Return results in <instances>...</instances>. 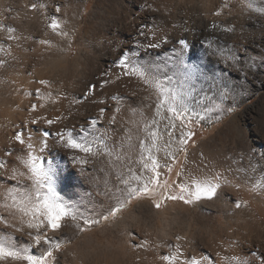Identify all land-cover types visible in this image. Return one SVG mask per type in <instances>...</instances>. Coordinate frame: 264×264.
Returning <instances> with one entry per match:
<instances>
[{"label":"bare ground","instance_id":"1","mask_svg":"<svg viewBox=\"0 0 264 264\" xmlns=\"http://www.w3.org/2000/svg\"><path fill=\"white\" fill-rule=\"evenodd\" d=\"M53 1L51 0V2ZM126 2L127 12L133 13L130 22L127 21L129 17H122L123 19H117L107 25L104 28L105 44L96 42L92 46L89 44H92L90 40L89 43L85 41L88 46H91V51L87 56H84L82 53H85L86 50L80 47L78 38L82 23L79 18L86 8V0H57L54 4H46L43 0H0V62H2L0 63V160L8 162L9 165L7 170H0V172H4L5 176L10 174L12 167L24 171L16 159L17 155L23 154L21 146L14 140V136L18 131H22L25 137L30 133L34 144H37L40 139L38 130L47 129L51 132L50 128L52 126L49 128L43 121L32 124L31 120L34 118L40 116L49 119L61 117L58 125L65 126L68 124L69 129L76 133L87 125V121L91 120L90 117L93 119L98 117L99 113L97 114V112L100 108H106L103 119L99 121L102 126L106 127L107 130L111 128V125L116 126L121 132L120 137H123L125 132L131 128L132 125L128 122L130 119L127 114L122 112V116L118 117L115 109L117 104L121 105L130 115L131 108L135 106V104L133 106L135 102L132 99V93L136 90L132 92L134 88L133 86L131 88L129 77L123 76L119 82H116L114 78L112 79V75L114 77L116 75L115 71L119 70L115 67V63L122 57V54L128 55L131 52L135 30L144 29L145 21L153 20L154 17L147 5L143 6L137 0H126ZM33 4L37 5L36 9L31 8ZM40 5H44V7H40ZM204 5L201 6L204 7ZM57 7L60 9L59 12H56ZM232 11L227 10L226 13L221 12L220 14L223 18H228L233 14L235 17L236 11ZM204 12H207V10ZM71 15L76 19L74 23L71 21L73 20ZM159 17L161 16L159 15ZM53 18L60 21L61 30L68 32L67 37L56 35L48 27ZM214 24L219 27L213 28L212 25ZM198 26L199 33L203 35L210 32L213 34L221 27L216 21L215 23H200ZM8 28H12L14 31L9 33ZM9 36L13 38L9 39ZM40 40H47L50 45L41 44L39 43ZM85 45L87 44L83 46ZM75 48H78L79 51H77L76 57H72ZM160 51L153 56V59L159 57L157 59L158 63L166 59L165 51ZM198 51L197 49L194 50L203 63L214 64L218 72H226V74L234 76V73L229 70V63L227 62L230 60L237 61L239 51L231 53L224 49L220 53L216 51L218 54L215 55L205 50L200 51V53ZM232 57L236 59H232ZM105 73H108V75H104ZM110 78L111 81H109ZM40 81H46L47 84H41ZM70 81L72 82V88H69ZM105 81L109 82L104 83ZM91 84L95 86V91L88 97L95 99L99 96V98H96L97 101L103 99L106 103L93 105L89 101H80V97H85ZM101 84H103V87H101ZM235 88L237 89V86ZM232 90L230 91L231 95L229 94L223 101L226 106H231L236 100V95L234 98V90ZM37 92L41 97L39 99L37 98ZM113 96L121 98L119 103L112 100ZM67 100L73 104L75 110L78 108L79 111L78 113L74 112V117H70L69 120L66 119V112H68L65 109ZM33 104L37 105L35 112L31 111ZM141 104L144 106V102ZM40 105H43V107H40ZM146 107L144 106V108ZM55 109L57 115H54ZM139 109L142 110L141 107ZM251 110L252 108H247V114H252ZM146 111L148 112V110ZM113 115L116 116V123L109 124L108 121ZM51 129L56 131V125ZM111 138L113 140L112 136ZM258 144L259 146L264 144L262 139H258ZM9 150L13 151L14 155L6 156L5 152ZM63 152L57 149L56 154L52 155L48 151L45 155L48 160H50V157H54L52 159L60 161L65 158ZM255 153L256 157L250 156L252 160H249V164L253 165V170L257 174L255 176L260 177L258 179V182L261 183L260 190L254 192L251 190L249 179L252 176L246 172L242 175V189L236 188L231 182V175L234 176V174L226 175L221 180L216 181L213 178L214 162L206 161L202 151L195 150L193 158L188 159L182 167L185 172L184 177H177L180 178V181L187 180L189 175L195 178L207 177L213 179L214 182L220 185L216 197L212 200H201L195 204H185L182 201L164 200L161 196L159 201L161 204L160 210L155 207L156 202H153L151 207L146 208V210H143L144 208L135 209L117 224H109L112 217H109L107 221L101 220L100 224L91 226L99 228L97 233L87 236L83 243L74 244L66 251L57 253L55 264H143V261L151 255L155 259V261L152 260L154 261L153 264H163L164 261L161 257L171 254L177 247L183 252V259L207 257V260H202V264H211L212 261L215 264H228L226 259L228 257L247 260L249 264H264V149L259 148ZM247 156L249 157V155ZM69 166L68 168L61 166L65 170L57 181L56 187L59 194L66 200L77 203L80 210L88 218L99 219L102 215H106L115 206L116 200L114 196L101 195V188L106 185V182L107 186L114 187L115 174L112 170L106 168L107 170L104 171L105 174L101 176V179H87L84 178L85 175L84 177L76 175L78 174L76 167L75 170L72 166ZM100 173L103 172L100 171ZM88 175L90 174H86V176ZM23 182L27 183V181ZM16 185V181L5 180L4 177H0V202H3V194L7 188ZM237 204H239V207H237ZM0 215H5L10 221L12 220V217L8 216L7 211L3 208H0ZM147 217L150 224L145 229L146 226L143 223ZM202 220L212 221L210 229L209 227L206 228L209 229V241L205 237L202 226L200 227ZM80 223L83 226L82 222ZM71 224L75 225L76 222L65 221L61 231L55 234V238L60 240L62 246L69 243L76 232L79 234L84 233V231L81 232L78 229L75 231ZM0 230L12 231L11 229H4L3 225H0ZM27 231L25 229V232ZM14 235L18 241L28 242L26 235L21 233H14ZM49 235L51 236L52 233ZM108 236L112 237L113 240L114 238L118 239V241L116 240L118 244L105 246L104 243L99 242L98 237L107 240ZM177 237L180 239H177ZM145 240L147 244L144 247H149L147 246L149 243L152 245L153 252L149 251L151 254L147 252V249L138 247ZM33 252L39 254V250L36 248H33ZM0 264H22V262L8 260L0 262Z\"/></svg>","mask_w":264,"mask_h":264},{"label":"snow or ice","instance_id":"2","mask_svg":"<svg viewBox=\"0 0 264 264\" xmlns=\"http://www.w3.org/2000/svg\"><path fill=\"white\" fill-rule=\"evenodd\" d=\"M244 2L251 11L264 15V6L258 5L257 0H244ZM31 8L36 9L37 5L33 4ZM59 11L57 7L56 12ZM216 15L220 13L217 12ZM48 27L58 36H68V32L61 30L62 25L57 19H51ZM212 27L219 26L214 24ZM13 31L14 29L8 28L9 33ZM224 31L231 32L234 29L225 28ZM139 34L146 35L143 29L139 30ZM12 38L9 36V39ZM39 43L50 45L47 40H40ZM169 43L167 37L157 40L153 33V39L150 42L141 43L138 40L136 42L138 51L132 52L131 55L122 54L115 63V67L121 69V73L116 75V80L121 79V76L134 77L155 95L153 116L146 118L141 112L139 121H131L138 132L144 133L143 136L134 135L129 129L118 143L109 144L111 137L108 131H101L97 127L105 115L106 108H100L98 117L87 121V126L81 128L76 135H73L72 130L55 132L38 130L40 139L37 144H34L30 133L27 137L22 131L15 134L14 140L23 150V154L17 155L16 159L24 171L12 167L9 175L5 176L4 172H0V177H4L5 180L17 182L16 186L7 188L3 194V202H0V208L5 209L8 216L12 217L10 221L5 215H0V225H3L4 229L12 230H0V262L11 260L20 261L22 264H55V253L62 247L60 240L55 238V234L61 231L65 221L76 222L75 227L82 232L86 228L100 224L101 220L107 221L109 217H116L124 206L118 199L117 205L99 219L86 217L77 203L66 200L57 191V181L65 169L61 167L59 161L46 158L45 154L53 148L68 153L66 159L71 161L74 167L79 166L80 175L85 174V166L90 163L89 158L101 155L108 157V164L118 182L114 195L122 193L129 200L144 195L152 196L158 188L162 190L160 194L164 200H180L185 204L212 200L217 196L219 183L207 177L195 178L189 175L187 180L174 182V187L179 190L178 193L170 192L168 182L160 179L161 169L171 173L173 164L180 153H184L185 159L187 158V144L194 135L190 130H185L190 123L193 121L199 123L205 119L211 122L209 114L213 112L236 111L235 108L223 107V101L229 95L226 86L222 87L215 97L197 95V83L206 74L201 70L200 64L192 62L194 53H190L192 46L186 39L182 38L177 42L179 47L173 44L171 55L165 52L166 59L162 63L157 62L158 56L153 59L162 45ZM141 53L145 54L144 57H141ZM232 59L236 58L232 57ZM40 83L47 84L46 81H40ZM94 91L95 86H90L84 99H87ZM37 98H41L39 92H37ZM120 99L117 96L112 97V100L118 103ZM93 103L104 104L106 101L93 100ZM36 109L37 105L33 104L31 111L35 112ZM119 111L118 106L115 112ZM60 119L61 117L49 119L40 116L32 119L31 123L37 124L43 121L50 128ZM108 122L115 124L116 116L113 115ZM134 140L138 141V144L134 143ZM161 152L164 153L163 164L158 158ZM133 153L136 154L135 158ZM5 155L12 156L14 153L9 150L5 152ZM134 165L138 166V170ZM8 167V162L0 160V170H7ZM184 175L183 169L177 173L178 177H184ZM214 179L219 180V176L217 175ZM108 191L112 189L108 188ZM155 207L159 209L161 204L156 203ZM25 229L28 231L25 232ZM14 233L26 235L28 242L18 241ZM49 233L52 235L50 236ZM177 239L180 238L177 237ZM146 244V240L142 241L138 247H144ZM33 248L38 249L39 254L33 252ZM182 257L183 252L177 247L174 252L162 256L161 259L166 264H202V260L208 259L207 257L200 259L196 257L183 259ZM226 259L228 264H249L247 260L237 257ZM211 264L215 262L212 261Z\"/></svg>","mask_w":264,"mask_h":264},{"label":"rangeland","instance_id":"3","mask_svg":"<svg viewBox=\"0 0 264 264\" xmlns=\"http://www.w3.org/2000/svg\"><path fill=\"white\" fill-rule=\"evenodd\" d=\"M43 1L46 4H48V3L54 4V2L55 3L57 2V0H55V1L52 0L53 2H51V0H43ZM137 1L139 4L141 3L143 6L147 5V8L149 7L148 9L153 14L154 19L153 20L150 19V20L145 21V25L143 26V28H144L143 30L146 33L145 36H141L139 34L138 29L135 30L133 37L136 40L134 39V42L132 43L131 52L128 53V55H131L132 52H134V51H138V49L136 48V42L138 40L141 43L150 42V40L153 39L152 38L153 33H155V38L157 40L163 39L165 37H167L169 39L170 43L167 45H162V48L160 51V52L165 51L167 53V55H169V56L171 55V48H172L171 46H173V44H176V46L179 47L177 42L180 39L184 38L192 46L190 48V53H194V56L192 57V62L200 64L201 70L206 74L205 77L202 78L201 81L197 83V86H196L197 90H198L197 95L215 97L218 95L219 90L225 86H226L229 94H230V91L233 89L234 91L233 90L232 91L234 92L233 93L234 98L236 95V100L231 106H226L223 103V107L225 109L230 108V107L235 108L236 109L235 112H231V113H229L227 111H225L223 113L213 112V113L209 114L210 118H211V122H208V119H205L203 121H199V123H197L196 121H193L192 123H190L187 126V128L185 130L186 131L190 130L191 132L194 133V135L188 141V144H187V158L185 159L184 153H180L177 161L173 164L171 173H168L165 170L161 169V171H162V175L160 177L161 181L166 180L168 182L170 192L178 193L179 190L174 187V182H181L179 180L180 178L177 177V173L179 171H181L182 167L184 166V164L186 163V161L188 159L193 158V156H194L193 152L195 150H200V151H202L203 156H204L206 161H208V162L213 161L215 164V166L213 167V170H215L213 178H215L218 175L219 180H221L226 175L228 176V175L234 174V176L231 175V178H232L231 182L234 184V186L236 188L242 189V183H241L242 182V175L245 174V172H246L247 174H250L252 176L249 179V182L251 184L248 183L252 187L251 190L253 192L255 190H257V191L260 190L259 186H261L260 185L261 183H260V181L258 182V179L260 177L255 176L257 174H255V172L253 170V165L249 164V160H252L250 158V156L256 157L255 152L258 151L259 148L264 149V144H262L263 147L259 146V144H258L259 138L262 139V141L264 142V63H262V60H264V15L258 14L256 12H253L250 9H248L245 6L244 0H235V1L234 0H217V1L216 0H203V1L202 0H176V1L175 0H158V1L157 0H146V1L145 0H137ZM140 1H142V2L144 1L145 3H142ZM156 1H157V3H155ZM239 2H241V3H239ZM126 3H127L126 0H86V8L81 14L82 18L81 17L79 18L82 23L80 25V32H79V38H78L80 47L83 48L84 50H86L85 53H82L84 56L85 55L87 56V54L91 51L90 45L93 46L96 44V42L101 43V44H105V42H104V39H105L104 28L107 25H109L111 22H114L117 19H123L122 17H124V18L129 17V19H127V21L129 20V22H130V17L133 18V16H132L133 13L127 12ZM257 4L260 6H264V0H257ZM49 5L51 6V4H49ZM201 5H204V7ZM214 5H215V7H214ZM242 7L244 9H241ZM203 10L204 11L207 10V12H204ZM227 10H229V11L233 10L232 12H234V10H235L236 14L239 12L237 14L238 16L235 14V17H234V14H233L231 16H228V18H223L221 16L222 14L216 15L217 12L226 13ZM193 11H194V13H193ZM211 11L213 12L212 13L213 17H212V14L210 13ZM210 14H211V17H210ZM159 15L161 17H159ZM215 15H216V18H215ZM188 16H190V17H188ZM197 16H198V18H197ZM71 17H73V15H71ZM192 17H194V18H192ZM71 19H73V20H71V21H73V23L75 22L74 20H76L74 17ZM82 19H83V21H82ZM162 19H164V20H162ZM234 20H236V21H234ZM215 21L218 22V24L221 27L218 30H216L213 34L210 32L208 34L206 33L207 35L204 34L205 35L204 36L203 34L199 33V30H198L199 26L198 25L200 23H215ZM225 28H232V29H234V31L226 32V31H224ZM163 30L165 31V33ZM175 32H177V33H175ZM176 36H177V38H176ZM137 37H139V38H137ZM89 40L92 42V44L89 43ZM81 41H83V42H81ZM85 41H87L90 45L88 46V43H85ZM202 43H203V45H202ZM84 44H87V45L83 46ZM195 49L199 50L198 51L199 53H200V51L205 50L209 53L212 52L211 54H213V53L218 54V53L222 52V50H224V49L228 50L231 53H233L235 51L236 52L239 51V56H238L237 61L236 60H234V61L230 60L227 62V63H229L228 64L229 70L234 73V76L232 77V76L226 74V72H224V73L218 72L216 70L214 64L210 65L208 63H203L199 59V57L197 56L198 53H197V55L195 54L196 53V52H194ZM239 49H241L242 51ZM77 51H79L78 48H75L74 51L72 52V57L77 56L76 55L78 53ZM144 55H145L144 53H141V57H144ZM193 59H194V61H193ZM160 63H162V62H160ZM202 65H203V67H202ZM120 70L121 69L115 71L116 73L115 72L114 73L117 75V74L121 73ZM115 76L113 77V75H112V79L114 78L116 80ZM122 78H123V76H121V79ZM121 79H119V80H121ZM128 79L131 82V88H132V86L134 88V89H132V92H134L133 90H136L135 92H137V93H135V92L132 93V99L135 102V103H133V106L135 104V106H134L135 108L133 107L134 110H133V108H131V110H130L131 113L135 112L136 114L134 115L133 113L132 114L129 113L130 115H128V112L125 111L122 108V106L118 105V104L116 105V107L119 106L121 110L119 112H116V114L118 117L122 116L121 115L122 112L124 114H127V116L130 119V120H128V122L130 125H132L131 120L133 121L134 117H135L136 121L140 120V113L141 112L145 115L146 118H150L153 116V114H154L153 108H155V95L149 89L145 88V86L142 83H140V81H138L136 78L129 77ZM119 80H116V82L117 81L119 82ZM109 81H111V78ZM133 81H134V84H133ZM246 83L249 84L248 85L249 87L247 86ZM91 86H93V84H91ZM236 86H237V89L235 88ZM238 87H239V89H238ZM69 88H72V82L69 85ZM239 95H240V97H239ZM96 98H99V96H97ZM96 98L94 99L92 97H88V99H84V96H83V97H80V101L81 100H82L81 102L89 101L90 103H92L94 105V104H97V103H93V100L97 101ZM135 100L136 101L140 100V101L138 103V101L136 102ZM67 101H66L67 106L65 108L66 111H68V112H66V117H67L66 119L69 120L70 117H74V114H75L74 112L78 113L79 111L77 110L78 108H76L77 111L75 110V107H73V104L69 100H67ZM238 101H241V102H238ZM140 102L141 103L144 102V106L145 107L147 106L148 108L147 107H146L147 109L144 108L143 104H141ZM217 102H219V101H217ZM140 107L142 110L139 109ZM149 108H151L152 111L149 110ZM247 108H252V110H251L252 114H250V115L247 114L248 113L246 111ZM145 109L148 110V112ZM54 113H55L54 115L58 114L56 109H55ZM98 113L99 112H97V114ZM217 117H219V119H217ZM90 118L93 119L92 117H90ZM94 118H96V117H94ZM67 123H69V122H67ZM58 124H60L59 121L55 124L56 125V131L57 130H72V129H69L68 124H66L65 126H60ZM55 125H52V127L54 128ZM86 126L87 125H85L84 127H86ZM101 126H102V124H100V122H99L98 128L100 130L102 129L101 131L107 130L106 127H104V126L101 127ZM115 127L116 126L111 125V128L107 130L109 133V136L113 137V140L111 138L108 141L109 144L118 143L119 140L121 139V137H120L121 132H119L117 127L116 128ZM162 127H163V125H161V128ZM51 128H50V131L55 132ZM130 129L132 130L134 135H140V136L144 135V133H142V132L138 133L137 128L134 127L133 125L131 126ZM47 131H49V130H47ZM79 132H80V130H79ZM79 132H76V133L73 132L74 133L73 135H76ZM97 134H99V133H97ZM177 135H179V132H177ZM135 143L138 144V141ZM54 151L57 153V149H55V148L50 150L49 152H50V154L54 155V154H56ZM161 153L163 154V152H161ZM162 154L160 155L162 158L159 156V159H161L160 160L161 164H163L165 162L164 161V154L163 155ZM63 155L65 158L63 160L59 161V163L60 162L62 163V164L60 163V165L61 166L63 165L64 167H67V168L70 165L74 169L76 167L77 170L76 169L75 170L78 171V174H76V175L81 176L79 173V170H78L79 166L74 167L73 165H71L72 164L71 161H68L66 159V155H68V153L63 152ZM135 155L136 154L133 153L134 158H135ZM247 155H249V157ZM52 158H54V157H50V160H53ZM89 159H90V163L88 164V166L87 165L85 166V174H84L85 177H84V175H82V176L84 178H87V179L88 178H90V179H98V178L101 179V176H103L105 174L104 171L110 168V166L108 164V157L101 155V156L89 158ZM67 161H68L69 165L67 164ZM134 167L137 168L138 166L134 165ZM137 170H138V168H137ZM243 170H245V171H243ZM100 171L103 173H100ZM86 174H90V175L86 176ZM251 179H253V180H251ZM117 183L118 182L114 178V187L113 188H111L109 186L106 187V185L103 186V188H101L102 189L101 195H109V196L115 197V200H116L115 206L118 203V199L124 205L122 210L117 214V216L112 217L109 224H117V222L119 223L123 218L127 217L135 209H138V208L143 209L144 208L143 210H146V208L151 207L153 202L160 203L159 202L161 199L160 193L162 190L159 188L156 190V192L152 196L144 195V196H141L140 198H132L129 200L122 193L114 195L115 186L117 185ZM132 183H133V186H135V181H133ZM256 187H258V188H256ZM108 188H111L112 191H108ZM174 201H180V200H174ZM159 210H160V208H159ZM145 219H144L143 224H144V226H146L145 229H147L149 224H150V220L148 217ZM145 223H147V224L145 225ZM211 223H212V221L202 220L201 225H200V227L202 226V228L205 232V237L207 240L209 239L208 232H209V229L212 225ZM71 226L75 229V231H77V228L75 227L74 224H71ZM207 227H209L208 230L206 229ZM98 230H99V228H97V227L96 228L91 227V228H86L84 230L83 234H79L76 232L74 234L72 240L69 243H67L66 245H63L59 252L55 253V257H56L57 253H61V252L66 251L67 248L72 247L74 244L83 243L87 236H89L95 232L97 233ZM98 238H99V242L104 243L105 246H110V245L114 246V245H116V243L118 241V239H116V238H114V240H113V238L110 236H108L106 238L107 240H105V238H101V237H98ZM147 246H149V247H143V249L144 248L147 249L148 253H149V251L153 252V250H152L153 248H152L151 243H149V245H147ZM149 254H151V253H149ZM145 256H144V258H145ZM150 257H149L150 259L149 258H147V260L144 259L145 261H143V264H146L147 261H148L147 264H151V263L153 264L155 259L152 257V255ZM152 260H154V261H152ZM163 264H166V262L164 261Z\"/></svg>","mask_w":264,"mask_h":264}]
</instances>
